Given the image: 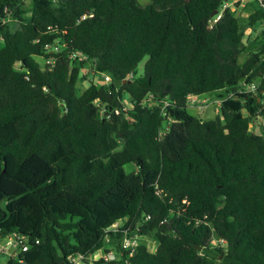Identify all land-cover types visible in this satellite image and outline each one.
Instances as JSON below:
<instances>
[{"label": "trees", "instance_id": "1", "mask_svg": "<svg viewBox=\"0 0 264 264\" xmlns=\"http://www.w3.org/2000/svg\"><path fill=\"white\" fill-rule=\"evenodd\" d=\"M21 1L0 0V243L19 236L5 264L109 248L93 264H264V105L237 93L264 73V27L245 31L258 3L213 22L224 0ZM229 93L213 119L187 111Z\"/></svg>", "mask_w": 264, "mask_h": 264}, {"label": "built area", "instance_id": "2", "mask_svg": "<svg viewBox=\"0 0 264 264\" xmlns=\"http://www.w3.org/2000/svg\"><path fill=\"white\" fill-rule=\"evenodd\" d=\"M248 1L250 0H226L224 2V4L222 5L221 9L219 12L216 13V15H214V20L213 22H216L222 15L223 11L225 9H231L234 10L236 8L237 4L243 5L246 4ZM258 3V5L264 10V0H254ZM91 16V15H89ZM85 16H82L80 20L85 19ZM50 49V48H49ZM52 51L51 52H58L59 48L57 46H54L53 48H51ZM70 58L72 60H75L76 62H86L87 67L90 69L91 67H93V61L88 59L86 55H82V56H78L74 53H72L70 55ZM54 62L53 57H49L46 61L47 64H52ZM130 77H132V73L129 74ZM103 78V83H109L111 78L108 75H102ZM260 90V97L258 99V101L264 105V73L261 75V77L254 82L251 83H245L242 82L240 85V88H238L237 93L242 94V93H258V91ZM234 96L233 93H229L227 96L222 97V98H211L210 96H197V95H191L188 98V107H195L197 109V111L199 113H201L204 108H206L209 104L215 106V107H220L222 102L227 99V98H232ZM168 106V103L164 102L162 104V108H161V115H165V107ZM162 134V132L160 133V135ZM124 221H119L117 222L113 228L112 231H116L118 227L123 226ZM107 232V231H106ZM3 243V245L0 246V254L1 253H6L8 252V250L11 248V246H13V244H15V248H17V246L19 245V236H17L16 234H11L10 236H8ZM221 243L224 242V240H220ZM214 244H216V241H213ZM139 244V239L136 235L133 236H127V234H125L123 240H122V249L124 250H128L131 248L136 247ZM6 245V248H5ZM10 246V247H8ZM26 248L23 247L22 250H25ZM98 258V257H96ZM94 259V260H98L100 258H102L104 261H114L116 260L115 255L112 252H108L105 253L101 256H99L98 259ZM77 259H81L80 257H78ZM75 260V259H74ZM74 260L72 261V264L74 263ZM93 260V261H94Z\"/></svg>", "mask_w": 264, "mask_h": 264}, {"label": "rangeland", "instance_id": "3", "mask_svg": "<svg viewBox=\"0 0 264 264\" xmlns=\"http://www.w3.org/2000/svg\"><path fill=\"white\" fill-rule=\"evenodd\" d=\"M146 1L147 0H140V2H142V3H145ZM21 2H23V7L26 10H28L27 13H26V15H29V13H30L29 12V10H30V0H22ZM235 9L237 11H241L242 10L243 13H245V11L248 10L247 4H243V5L237 4ZM263 25H264V21H261V22L258 23L259 28L260 27H264ZM16 27H18V24L12 25V28H16ZM245 31H246L247 34H250V35H253V36L255 34H257L255 31H253L252 29L247 28V27H246V30ZM35 60L37 61V63L40 64L41 67L44 66L45 63H44V61L40 57H35ZM146 60H147V57H145L138 64V66L135 69L134 74H133L134 77L137 78V77H141L143 75V67H144V64H145ZM78 86H79L80 90L82 91L83 89H85L87 87V82L79 83ZM209 96H211V95H209ZM187 111H188L189 114H191V115H197V116L201 117L204 120H210V119L215 118V116H216V114L218 112L217 109H216V107L213 106V105H211V104H209L203 110V112H201V113L197 112L196 108L195 107H191V106L187 107ZM263 126H264V119L263 118L257 117V118H254V119H251L250 120V128H251L250 130L254 131L257 134L261 133V131H262L261 128ZM133 168H134V166L131 165V166H129L128 169L131 170ZM140 240L144 244H146V246L148 247L149 251L154 252L156 250L158 243H157V241L154 238L147 236V237H143ZM4 242L5 241L1 242L0 243V246L3 245ZM8 247H10V246H8ZM5 248H6V245H5ZM11 249H12V252H15L14 251L15 250V244H13V246H11ZM6 250H7V248H6ZM108 251L111 252L113 250L111 248H109ZM12 252H11V254L9 253V255H12L13 254ZM105 253H107V252L104 251V250L95 253L91 257V259L88 260V263L87 264H93L92 262H93V260L96 257L99 258V256H101V255H103ZM9 257L10 256H7L6 257V255L5 256L4 255H0V264H5L7 262V260L9 259ZM98 258H96V259H98ZM76 264H85V263L82 262V261L81 262L79 261Z\"/></svg>", "mask_w": 264, "mask_h": 264}, {"label": "crops", "instance_id": "4", "mask_svg": "<svg viewBox=\"0 0 264 264\" xmlns=\"http://www.w3.org/2000/svg\"><path fill=\"white\" fill-rule=\"evenodd\" d=\"M264 26V25H263ZM248 28V27H247ZM245 30H246V28H245ZM259 30H260V28H259V26H256L254 29H253V31H255L256 33H258L259 32ZM255 34V33H254ZM211 97V96H210ZM205 109V108H204ZM197 110V109H196ZM198 112V111H197ZM203 112V111H202ZM12 251V249L10 248L9 250H8V252H11ZM7 252V254H5L6 255V257L7 256H9V253ZM91 259V258H90ZM84 262L85 264H87L88 263V261H85V260H82V259H75L74 260V263L73 264H76L77 262ZM93 263V262H92Z\"/></svg>", "mask_w": 264, "mask_h": 264}, {"label": "water", "instance_id": "5", "mask_svg": "<svg viewBox=\"0 0 264 264\" xmlns=\"http://www.w3.org/2000/svg\"><path fill=\"white\" fill-rule=\"evenodd\" d=\"M224 1H226V0H224ZM216 13H217V12H214L212 15H216ZM197 249L199 250L200 248H199V247H197Z\"/></svg>", "mask_w": 264, "mask_h": 264}]
</instances>
